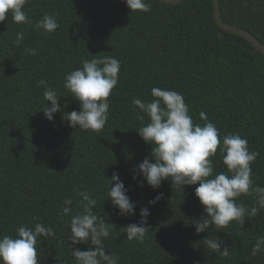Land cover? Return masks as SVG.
Listing matches in <instances>:
<instances>
[{
  "label": "trees",
  "instance_id": "trees-1",
  "mask_svg": "<svg viewBox=\"0 0 264 264\" xmlns=\"http://www.w3.org/2000/svg\"><path fill=\"white\" fill-rule=\"evenodd\" d=\"M146 2L151 10L145 13L131 12L126 0H28L24 11L31 24L13 22L11 12L0 22V238L16 237L21 225L50 226L55 235L38 241L39 264H76L69 245L71 216L61 212L68 198L72 214L80 211L78 192L87 190L97 201L94 214L114 224L104 244L119 264H264V252L252 255L264 236V209L242 226L213 224L197 234L194 222L205 215L195 195L199 182L183 189L170 180L156 189L146 181L138 186L134 170L145 158L155 161L152 145L137 131L149 118L141 113L145 119L138 120L132 104L136 98L154 99V87L182 94L195 124L203 126V112L221 139L238 133L248 140L250 151L259 153L251 164L253 184L264 186V55L218 27L212 0ZM219 6L225 23L264 44V0H219ZM45 14L55 15V32L35 27ZM20 31L24 40L17 46ZM26 48L37 54H26ZM93 56L114 57L121 65L100 132L70 127L65 119L79 111V102L64 88L65 77ZM42 78L63 95L52 121L43 112L51 102L38 84ZM212 159L215 173L227 172L219 148ZM113 172L136 202L135 215H118L108 198ZM160 193L163 198L150 205ZM236 203L250 210L256 200L242 195ZM142 207L150 211L149 230L142 243L129 241L125 228L140 221ZM217 237L229 246L228 257L207 248L205 240ZM76 247L95 248L90 242Z\"/></svg>",
  "mask_w": 264,
  "mask_h": 264
},
{
  "label": "clouds",
  "instance_id": "clouds-1",
  "mask_svg": "<svg viewBox=\"0 0 264 264\" xmlns=\"http://www.w3.org/2000/svg\"><path fill=\"white\" fill-rule=\"evenodd\" d=\"M28 0H0V22L7 20L9 12L15 23L31 24V20L24 11ZM131 12H149L151 4L146 0H126ZM35 27L46 34L55 32L59 24L55 15L45 14L36 22ZM24 40L22 31L16 33L14 43L19 46ZM26 54L35 56V48H26ZM120 62L114 57L93 56L90 60L82 61V68H77L66 75L64 88L79 102V111L66 113L69 126L83 130L100 132L105 127L109 113V97L117 86L120 73ZM38 84L45 88L44 98L51 102L43 110L45 117L52 121L53 114L61 110L58 102L62 94L48 86L46 79H40ZM154 97L150 102L136 98L132 104L138 107L137 119L142 123L146 114L149 122L138 131L140 137L150 145L151 159L145 158L134 170L133 179L138 186L143 187L146 181L153 189L159 188L163 181L170 180L173 188L185 185H199L195 188V195L204 206V213L196 220L197 234L205 232L215 225L216 229L226 228L230 222L236 221L240 226L246 220L257 216L260 209H264V186L254 185L251 164L259 153L250 151L248 140L238 133L219 136V130L214 123L205 120L203 126L195 124L189 115L188 105L182 94L175 90L154 87L151 90ZM222 156L227 172L215 173L213 157L217 149ZM142 177V179H140ZM114 182V184H113ZM111 185V187H110ZM129 191L120 179L118 172H113L109 178L108 198L118 209V215L132 216L136 214V202L127 195ZM253 195L256 204L249 210L244 204H237L240 196ZM81 199L76 205L81 209L72 214L73 200L63 201L61 215H70V247L76 264H119V257L115 253H106L104 240L109 238L113 223L106 222L102 217L94 214L96 199L87 191L78 192ZM163 198L158 194L149 201L154 205ZM150 215L148 207L140 209V221L128 224L125 228L126 238L143 242L149 227L147 218ZM16 237L4 235L0 238V264H39L38 241L55 235L54 229L41 223L33 228L17 227ZM90 242L95 248L89 247L82 251L79 244ZM207 248L223 257L230 255L229 246L219 237L206 239ZM264 252V236L258 237L252 248V255Z\"/></svg>",
  "mask_w": 264,
  "mask_h": 264
},
{
  "label": "water",
  "instance_id": "water-1",
  "mask_svg": "<svg viewBox=\"0 0 264 264\" xmlns=\"http://www.w3.org/2000/svg\"><path fill=\"white\" fill-rule=\"evenodd\" d=\"M164 3L174 4L180 0H161ZM213 16L218 27L224 31L236 34L250 42L260 53L264 55V44L248 31L235 25L225 23L221 18L219 0H212Z\"/></svg>",
  "mask_w": 264,
  "mask_h": 264
}]
</instances>
